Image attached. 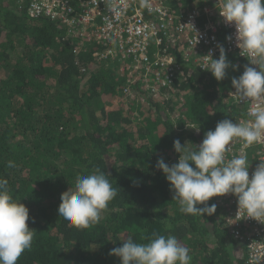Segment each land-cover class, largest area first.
Returning a JSON list of instances; mask_svg holds the SVG:
<instances>
[{"label":"trees","instance_id":"obj_1","mask_svg":"<svg viewBox=\"0 0 264 264\" xmlns=\"http://www.w3.org/2000/svg\"><path fill=\"white\" fill-rule=\"evenodd\" d=\"M31 2L0 0V178L29 209L28 226L35 231L18 264H122L111 250L129 237L147 243L153 233L176 236L190 250L191 264H245L246 251L226 227L229 211L218 197L207 202L216 205L212 216L181 213L157 162L171 167L179 161L174 141L198 146L218 122L233 121L238 106L232 80L245 66H257L224 49L229 68L217 81L177 55L185 75L152 93L142 80L127 85L109 60L94 56L100 47L77 54L89 43L67 37L47 17H31ZM204 3L167 1L175 11ZM226 33L219 34L221 41ZM127 88L135 91L127 109L142 116L133 123L122 106L107 109ZM95 168L109 175L118 195L98 223L71 226L58 213L61 195L76 176ZM165 220L172 225L167 232Z\"/></svg>","mask_w":264,"mask_h":264},{"label":"clouds","instance_id":"obj_2","mask_svg":"<svg viewBox=\"0 0 264 264\" xmlns=\"http://www.w3.org/2000/svg\"><path fill=\"white\" fill-rule=\"evenodd\" d=\"M218 9L226 23L235 24L241 55L250 58V65L257 66H245L243 74L238 79L233 78L235 93H230L231 97L253 101L248 108L252 119L238 123L222 120L215 130L205 134L198 146L190 142L182 146L179 140L174 141L178 163L169 167L160 159L157 168L170 183L173 200L181 213L212 216L216 205L209 206L207 202L231 193L238 199L237 217L244 212L248 218L264 223V159L259 160L250 180L245 153L249 146L264 141V104L257 102L264 100V0H219ZM219 50V59H214L211 51L199 56L200 69L222 81L229 62L223 46ZM186 126L199 131L194 125ZM236 139L242 142L240 154L226 160L228 146ZM14 166L10 161L8 167ZM108 177L100 168L76 176L74 187L61 195L60 217L77 228L98 223L102 211L118 195ZM198 204L205 206L198 208ZM28 221L29 209L10 195L8 181L0 178V264H18L22 254L31 248L35 231L29 228ZM162 222L166 225L165 231H170L172 225L166 220ZM189 252L176 236L153 233L147 243L127 238L122 246L113 248L110 255L119 257L122 264H191Z\"/></svg>","mask_w":264,"mask_h":264},{"label":"built area","instance_id":"obj_3","mask_svg":"<svg viewBox=\"0 0 264 264\" xmlns=\"http://www.w3.org/2000/svg\"><path fill=\"white\" fill-rule=\"evenodd\" d=\"M167 1L32 0L29 15L47 17L65 29L67 37L88 42L75 50L77 54L100 47L99 52L92 51L94 56L109 60L111 64L116 60L121 62L124 79L126 73L132 77L141 74L134 82L142 80L152 93H158L161 86L172 87L177 76L185 75L177 55L186 63L200 66V57L210 51L214 59H219V49L223 46L229 54L250 59L242 56L237 47L235 24L226 23L220 16L219 0H205L201 6L180 11L168 7ZM223 31L227 33L221 41L219 34ZM151 41L154 48H151ZM170 49L178 54L169 52ZM130 59H133L132 63ZM235 102L238 107L233 123L252 119L248 116V108L253 101L236 97ZM257 102L264 104V100ZM228 148L226 160L240 154L242 142L236 139ZM245 153L251 180L259 160L264 159V141L249 146ZM218 203L229 211L226 227L243 245L245 264H264V223L248 218L244 212L237 217L238 199L234 194L219 196Z\"/></svg>","mask_w":264,"mask_h":264},{"label":"rangeland","instance_id":"obj_4","mask_svg":"<svg viewBox=\"0 0 264 264\" xmlns=\"http://www.w3.org/2000/svg\"><path fill=\"white\" fill-rule=\"evenodd\" d=\"M116 62H117V60L112 63V66L113 67L115 66L114 69H116L115 70L116 73H118V75L123 78L124 75L122 74L120 67L118 69L116 68ZM139 77H141V74L135 75L133 77L131 76L130 73H126V75H125V79H129L128 83H130V81H133L131 84H136L137 82H134V81L138 80ZM131 84H127V85L130 86ZM134 95H135V91L131 90L130 88L125 89L124 94L123 93L121 94V91H120L118 93V95L116 94L114 97L111 98L110 103L107 106V109H116L117 107L122 106L123 108H125L128 111V112L126 111V113H127L126 115H128L127 117H129V118L131 117L130 119L133 123L135 119L142 117L140 110L137 109V110H135V112H130L131 110L127 109L128 107L132 106V104H133L132 102L135 101ZM136 107H137V104H136ZM145 107H147V106H145ZM132 123H131V125H132ZM132 127H136L135 124H133Z\"/></svg>","mask_w":264,"mask_h":264}]
</instances>
